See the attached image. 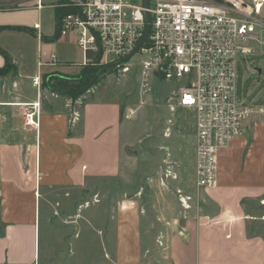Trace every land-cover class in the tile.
<instances>
[{
	"label": "crops",
	"instance_id": "obj_1",
	"mask_svg": "<svg viewBox=\"0 0 264 264\" xmlns=\"http://www.w3.org/2000/svg\"><path fill=\"white\" fill-rule=\"evenodd\" d=\"M62 2L0 0V69L7 62L13 69L0 77V264H262V242L247 239L264 237L248 235L241 200L264 192V167L257 164L264 140L232 141L219 154V186L194 196L183 174L174 180L163 166L125 171L133 163L123 155L131 144H123L127 111L109 120L97 107L104 114L90 121L96 105L86 106L69 135L68 103L42 109L35 78H73L83 69L76 37L54 39ZM37 103L39 127L21 124V110L32 112ZM261 122L244 129L254 126L256 139ZM106 131L114 140L101 170L89 151ZM194 153L196 185V143ZM223 154L228 165L221 168ZM182 198H190L189 207Z\"/></svg>",
	"mask_w": 264,
	"mask_h": 264
},
{
	"label": "built area",
	"instance_id": "obj_2",
	"mask_svg": "<svg viewBox=\"0 0 264 264\" xmlns=\"http://www.w3.org/2000/svg\"><path fill=\"white\" fill-rule=\"evenodd\" d=\"M140 1L132 5L124 0H63L59 37L75 35L82 68L116 62L113 68L128 74L130 61L140 55L141 100L127 118L145 107L153 88L169 86L165 90L170 112L195 114L196 187L215 189L220 152L242 134L246 123L264 121V104L240 100L238 77L240 56L254 54L250 43L264 44L258 33L264 32V0H149V8ZM148 24L149 35L140 46ZM40 80H33L38 88ZM37 104L31 106L26 124L38 128ZM80 119V112H75L73 124ZM167 175L177 179L172 172ZM187 200L181 199L185 207Z\"/></svg>",
	"mask_w": 264,
	"mask_h": 264
},
{
	"label": "rangeland",
	"instance_id": "obj_3",
	"mask_svg": "<svg viewBox=\"0 0 264 264\" xmlns=\"http://www.w3.org/2000/svg\"><path fill=\"white\" fill-rule=\"evenodd\" d=\"M124 1L132 5L141 4L140 0ZM258 33L261 41H264V32L260 33L259 30ZM73 36L75 37V35ZM250 47L254 49V54L247 57L240 56L238 62L239 98L240 100H246L248 103L264 104V45L251 42ZM90 56L92 55L90 54ZM142 60L140 55L134 57L130 61V65L133 67L128 74L120 73L118 69L113 67L101 74V82L81 98L85 101L81 110H84L86 106L90 107L92 105L93 107L96 105V108H92L90 121L96 120L104 113L105 117H108L109 120L117 119L122 111L128 112V110L135 109L138 106L141 100L139 68ZM104 66L106 65L97 66L94 75L98 74ZM77 69L75 67L71 71L76 72ZM8 75H13V69L8 68L6 70L5 76ZM54 75L46 74L40 80L38 90H41V104L42 109L45 110L54 108L56 103H59L57 105L63 107H66L68 103L65 98L56 96L48 88L53 87V82L46 78ZM79 76H82V72L73 78H79ZM168 87L165 85V87L153 88L147 95V104L142 109H139L134 119L127 118V112L123 115L124 120L126 119L125 121H127L124 125L123 144L131 143L123 147V155L133 161L132 165H126L125 171L141 173L148 170L156 171L159 166H163L164 173H176L179 177L183 174L187 178L188 186L190 185L191 187L190 192L194 196L200 192L203 194L207 189H198L194 180V151L196 143L195 114L181 109L174 113L170 112L168 108L167 90H165ZM28 91L35 96L36 89L31 88ZM97 107L98 109L102 107L104 113L101 114V111L99 113ZM81 110L79 111L81 115L80 121L82 120ZM28 113L30 111L21 110L18 119L21 124H26V116ZM253 128L254 126L246 130L244 129L239 136L240 138L238 137L240 141H247L250 145L257 140L259 142L264 140V121L259 123L260 132H258L256 139L254 138L255 131ZM111 134L113 135V131L100 133L101 138H98L96 141H100L99 144L95 143L96 146L93 145L92 148L90 147L89 152L93 161L92 164L101 170L106 169L107 157H109L108 152L113 145L114 139L112 137L109 139ZM87 138L91 139L92 135H89ZM262 154L261 150L260 152L256 151L254 157L249 162L252 164V161L257 160ZM262 160L263 157L261 156L257 164L261 162L260 165L264 167V160ZM220 162L221 168L224 164L227 166L228 158L226 159L223 154ZM236 163L240 166V172L243 171L246 157L244 155L241 156ZM234 170L236 171V166ZM252 170H254V166L249 167L247 172L251 173ZM260 181L264 183V178ZM241 203L246 206V214L248 219H250L249 225H247L248 235L251 237L258 235L264 237V192L258 196L254 194L243 195ZM200 204L201 206L204 205L202 199ZM247 240L254 245L258 241L262 242V264H264V239Z\"/></svg>",
	"mask_w": 264,
	"mask_h": 264
},
{
	"label": "trees",
	"instance_id": "obj_4",
	"mask_svg": "<svg viewBox=\"0 0 264 264\" xmlns=\"http://www.w3.org/2000/svg\"><path fill=\"white\" fill-rule=\"evenodd\" d=\"M61 13L62 9L58 5L57 20L59 19ZM54 39H60L58 31L56 32ZM8 68L12 69V65L9 62H7L6 66L3 69H0V76H5L6 70ZM82 70V76H79V78L60 77L58 75L46 78L47 80L53 82V87H48L53 92V94L58 97L61 96L62 98H65L68 102L69 135H72V129L76 125H74L72 122L73 115L75 112H79L85 104V101H83L81 98H83L87 92H83V90L92 81L93 75L96 72V67L83 68ZM100 79L101 77L93 81L89 91L101 82Z\"/></svg>",
	"mask_w": 264,
	"mask_h": 264
},
{
	"label": "water",
	"instance_id": "obj_5",
	"mask_svg": "<svg viewBox=\"0 0 264 264\" xmlns=\"http://www.w3.org/2000/svg\"><path fill=\"white\" fill-rule=\"evenodd\" d=\"M143 2H144L145 7H146V8H149V0H143ZM147 21H148V23H150V21H151V16H150L149 13H147ZM149 32H150V25L148 24V26H147V30H146V33H145V36H144V38H143V40H142L140 46L146 41V39H147V37H148V35H149ZM132 56H133V54L130 55V56H128L127 58H125V59L119 61V62L129 60ZM116 64H117L116 62H115V63L108 64V65L104 66L98 74L93 75V79H92V81H91L90 84H89V85L83 90V92H88L89 89H90V87H91V85H92V83H93V81H94L95 79L99 78V77L101 76V74L104 73L107 69L114 67ZM163 180H165V178H163Z\"/></svg>",
	"mask_w": 264,
	"mask_h": 264
},
{
	"label": "bare ground",
	"instance_id": "obj_6",
	"mask_svg": "<svg viewBox=\"0 0 264 264\" xmlns=\"http://www.w3.org/2000/svg\"><path fill=\"white\" fill-rule=\"evenodd\" d=\"M38 106L40 105V104H37Z\"/></svg>",
	"mask_w": 264,
	"mask_h": 264
}]
</instances>
